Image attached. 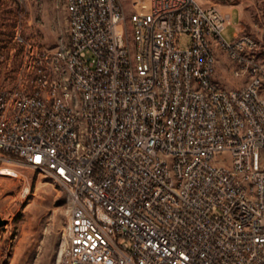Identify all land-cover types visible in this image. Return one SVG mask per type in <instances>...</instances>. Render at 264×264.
Here are the masks:
<instances>
[{
	"label": "built area",
	"instance_id": "2783aa9c",
	"mask_svg": "<svg viewBox=\"0 0 264 264\" xmlns=\"http://www.w3.org/2000/svg\"><path fill=\"white\" fill-rule=\"evenodd\" d=\"M65 8L68 40L25 44L0 83V172L44 171L69 197L57 264H264L260 41L238 23L226 40L232 13L199 0ZM218 50L240 87L217 80Z\"/></svg>",
	"mask_w": 264,
	"mask_h": 264
},
{
	"label": "rangeland",
	"instance_id": "374dc122",
	"mask_svg": "<svg viewBox=\"0 0 264 264\" xmlns=\"http://www.w3.org/2000/svg\"><path fill=\"white\" fill-rule=\"evenodd\" d=\"M232 13L223 30L231 41L238 23L262 46L264 58V0H199ZM19 31L25 43L14 40ZM0 36L12 58L0 64V83L11 84L25 58V44L53 48L69 38L65 0H0ZM191 37L184 34L179 46L186 48ZM217 80L228 89L240 87L241 77L232 73V63L220 50L216 53ZM89 56V55H88ZM0 172V264H57L68 223L70 202L67 191L44 171L20 163L3 165Z\"/></svg>",
	"mask_w": 264,
	"mask_h": 264
},
{
	"label": "water",
	"instance_id": "95a60500",
	"mask_svg": "<svg viewBox=\"0 0 264 264\" xmlns=\"http://www.w3.org/2000/svg\"><path fill=\"white\" fill-rule=\"evenodd\" d=\"M6 220L5 219H0V227L6 224Z\"/></svg>",
	"mask_w": 264,
	"mask_h": 264
}]
</instances>
